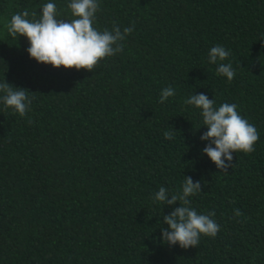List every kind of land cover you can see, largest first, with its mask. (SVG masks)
<instances>
[{
  "label": "trees",
  "instance_id": "obj_1",
  "mask_svg": "<svg viewBox=\"0 0 264 264\" xmlns=\"http://www.w3.org/2000/svg\"><path fill=\"white\" fill-rule=\"evenodd\" d=\"M49 2L75 18L71 0H0V82L33 98L25 117L0 102V264H264V0H98L93 27L134 31L93 72L38 63L9 34L13 15L39 19ZM218 44L231 82L208 63ZM200 93L260 133L228 172L203 154L207 128L185 103ZM184 177L201 182L191 206L220 225L188 249L162 240L179 201L153 200L182 194Z\"/></svg>",
  "mask_w": 264,
  "mask_h": 264
},
{
  "label": "clouds",
  "instance_id": "obj_2",
  "mask_svg": "<svg viewBox=\"0 0 264 264\" xmlns=\"http://www.w3.org/2000/svg\"><path fill=\"white\" fill-rule=\"evenodd\" d=\"M73 17L71 22L57 19V8L54 3L43 5L40 18L29 20L30 13L25 10L11 17L7 25L13 37H26L29 42L27 52L31 59L38 63L51 65L53 68L87 70L93 72L99 62L112 57L123 50V41L134 31V25L121 31L114 25L112 30H97L93 27L96 14L100 11L98 0H71L67 6ZM35 17L36 13H31ZM230 52L222 45L209 50L208 63L217 65L216 72L231 82L235 76L232 64L223 63L228 60ZM0 102L4 108H11L13 113L21 117L27 116L32 104V97L26 89L16 88L6 82H0ZM175 95L171 86L161 91L160 103ZM200 110L202 123L207 131L200 139L207 141L203 148L216 167L223 172L233 167V154L237 151L251 153L255 151V143L259 139V131L254 123L237 111V105L223 103L218 108L214 99L207 95L193 94L186 101ZM31 123V120L28 121ZM173 129V128H172ZM176 130L165 131V139H173ZM202 192L201 182H193L191 177H184L182 194L169 195L165 187H160L154 194L156 203L171 206L177 204L170 214L163 217L162 240L170 246L179 245L183 249L197 247L201 235L215 237L220 225L211 217L215 212L198 214L191 206L189 197ZM236 216H241L239 209Z\"/></svg>",
  "mask_w": 264,
  "mask_h": 264
}]
</instances>
